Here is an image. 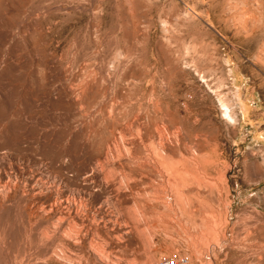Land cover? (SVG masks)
I'll return each instance as SVG.
<instances>
[{"label":"rangeland","instance_id":"374dc122","mask_svg":"<svg viewBox=\"0 0 264 264\" xmlns=\"http://www.w3.org/2000/svg\"><path fill=\"white\" fill-rule=\"evenodd\" d=\"M173 255L264 264V0H0V264Z\"/></svg>","mask_w":264,"mask_h":264},{"label":"built area","instance_id":"2783aa9c","mask_svg":"<svg viewBox=\"0 0 264 264\" xmlns=\"http://www.w3.org/2000/svg\"><path fill=\"white\" fill-rule=\"evenodd\" d=\"M158 264H190V259L187 255H173L162 258Z\"/></svg>","mask_w":264,"mask_h":264},{"label":"bare ground","instance_id":"6f19581e","mask_svg":"<svg viewBox=\"0 0 264 264\" xmlns=\"http://www.w3.org/2000/svg\"><path fill=\"white\" fill-rule=\"evenodd\" d=\"M223 104V103H222ZM223 108H224V110H223V113L225 114V116L230 120V121H232V122H234V119H233V117L231 116V113H230V110H229V108L228 107H226L224 104H223ZM158 142V141H157ZM163 145H164V143H163ZM163 145H162V149H163ZM111 148V147H110ZM114 148V147H113ZM119 148V147H118ZM109 149V148H108ZM117 149V148H116ZM119 150V149H118ZM157 150H158V148H157ZM117 151V150H116ZM119 152H120V150H119ZM164 153H165V151H164ZM107 155V154H106ZM160 155V154H159ZM167 156H169V155H167ZM106 157V156H105ZM160 157V156H159ZM165 157V156H164ZM163 157V158H164ZM161 159V158H160ZM169 159V158H168ZM127 161V160H126ZM175 191V190H174ZM173 191V192H174ZM180 191V190H179ZM159 193V192H158ZM157 195V194H156ZM159 195V194H158ZM161 195V194H160ZM178 195H179V193H178ZM157 197H159V196H157ZM161 197V196H160ZM180 197H183V196H181V194H180ZM158 200H159V198H157ZM157 199H155L154 201L156 202L157 201ZM161 199V198H160ZM165 200V199H164ZM160 201H162V200H159V203H160ZM182 200H180V202H181ZM158 202V201H157ZM163 203H165V201H163ZM168 203V202H167ZM77 205V204H76ZM164 205V204H163ZM168 206V205H167ZM52 211V210H51ZM93 248V247H92ZM77 263V262H76ZM80 263V262H79ZM81 264V263H80Z\"/></svg>","mask_w":264,"mask_h":264}]
</instances>
